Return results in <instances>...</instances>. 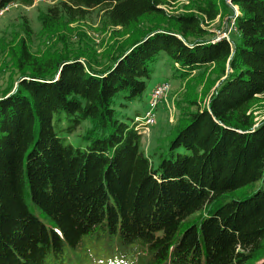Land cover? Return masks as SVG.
Instances as JSON below:
<instances>
[{
  "label": "trees",
  "instance_id": "1",
  "mask_svg": "<svg viewBox=\"0 0 264 264\" xmlns=\"http://www.w3.org/2000/svg\"><path fill=\"white\" fill-rule=\"evenodd\" d=\"M51 1L40 15L49 35L93 10L136 31L103 68L38 56L24 38L12 48L20 73L0 90V264H77L93 259V241L128 264H264V188L234 198L264 184V119L252 110L264 100V0H202L172 15L164 5L177 0ZM223 11L234 18L227 36L207 27ZM211 65L222 78L208 104L186 101L167 144L146 154L117 97L128 108L163 66L186 78ZM74 133L82 143L62 137Z\"/></svg>",
  "mask_w": 264,
  "mask_h": 264
},
{
  "label": "rangeland",
  "instance_id": "2",
  "mask_svg": "<svg viewBox=\"0 0 264 264\" xmlns=\"http://www.w3.org/2000/svg\"><path fill=\"white\" fill-rule=\"evenodd\" d=\"M202 0H177L176 2L164 5L166 12L170 15L178 13L197 12V5ZM223 0H218L222 2ZM231 4V0H225ZM51 0H35L31 6L21 3H12L9 8L0 16V90L8 88L15 82L19 76V70L14 66L10 56L12 48L21 39H26L30 49L38 56L47 54L62 53L70 57L80 56L82 59H88L95 68H103L109 64L111 58L119 53L122 45L126 44L131 37V29L115 27L109 23L107 17L97 10H93L86 18L71 23L55 35H49L42 29L40 15L46 12L53 4ZM2 10V9H1ZM0 10V11H1ZM236 14H239L238 7H235ZM224 12V11H223ZM229 11L224 12L216 20L209 23L207 27L217 35L227 36L224 30L227 19L231 20V30L234 25V18L229 17ZM155 18H147L140 29H146L155 22ZM27 23L32 33L30 35L23 31ZM221 73L215 65L208 66L194 71L186 78H179L169 71L168 66L158 69L152 79L149 81L148 89L141 99L129 103V107L124 108L119 105L122 100L119 96L116 99L117 106L123 114L134 118L138 123L140 132L143 136V149L146 154H152L159 151L167 144L169 137L174 133V126L182 116V107L186 101H193V110L208 104L211 92L216 87ZM165 85L167 90L164 97L159 99L153 107L154 90L159 85ZM188 108V109H190ZM187 109V110H188ZM186 109H183V111ZM256 121L264 119V100L258 101L252 108ZM139 114H136V112ZM148 111L155 114L150 123L146 122L144 117ZM131 122V120H128ZM140 123V124H139ZM89 125V121L83 123V131ZM137 127V128H138ZM62 137L73 144L82 143L78 133L72 135L64 134ZM264 188L260 181L255 185L242 188L234 193V198L247 197L252 195L258 189ZM37 215L40 212L31 204ZM92 248L93 259L86 261L78 260L77 264H128L130 257L121 255L113 250L112 246H105L99 242L93 241L87 246Z\"/></svg>",
  "mask_w": 264,
  "mask_h": 264
},
{
  "label": "built area",
  "instance_id": "3",
  "mask_svg": "<svg viewBox=\"0 0 264 264\" xmlns=\"http://www.w3.org/2000/svg\"><path fill=\"white\" fill-rule=\"evenodd\" d=\"M10 5H7L5 6L4 8H2V10L0 11V16L1 14L6 11L8 8H9ZM234 24V22H233ZM167 90V87L165 85H159L155 90H154V101L153 103L151 104L153 107L156 105L157 101L161 98L164 97V94ZM155 116L154 113H152V111H148L146 114H145V118H146V122L147 123H150L152 120H153V117ZM140 124V123H139ZM137 126H138V123H137ZM138 129L140 130V128L138 127Z\"/></svg>",
  "mask_w": 264,
  "mask_h": 264
}]
</instances>
